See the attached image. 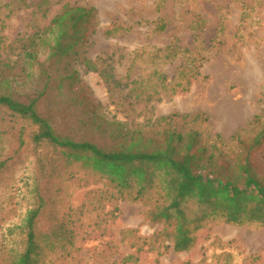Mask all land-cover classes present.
Wrapping results in <instances>:
<instances>
[{
    "label": "trees",
    "instance_id": "1",
    "mask_svg": "<svg viewBox=\"0 0 264 264\" xmlns=\"http://www.w3.org/2000/svg\"><path fill=\"white\" fill-rule=\"evenodd\" d=\"M60 1L0 0V18L2 9L8 18L35 6L34 14L45 19ZM97 14L94 6L66 3L47 25L17 40L16 59L7 55L0 61V182L18 162L34 159L32 202L21 223L3 232L0 264H57L70 237L68 253L75 251L71 239L77 233L53 215L52 179L66 164L98 173L120 197L146 202L149 220L164 224L159 234L176 252L193 248L196 233L211 222L264 227V126L249 140L235 133V143L228 145L221 134L195 127L205 121L199 113L152 116L154 100L190 90L201 63L186 57L170 78L164 66L189 51L176 41L142 49L128 76L143 55L147 74L123 83L111 56H88ZM80 67L99 72L124 120L110 117L91 95ZM140 106L144 119L138 122Z\"/></svg>",
    "mask_w": 264,
    "mask_h": 264
},
{
    "label": "rangeland",
    "instance_id": "2",
    "mask_svg": "<svg viewBox=\"0 0 264 264\" xmlns=\"http://www.w3.org/2000/svg\"><path fill=\"white\" fill-rule=\"evenodd\" d=\"M66 3L96 7L98 26L88 56H111L114 72L123 83L147 74L144 62L148 58L143 55L128 76L129 65L142 49L166 48L176 41L189 51L164 66L170 78L186 57L198 59L201 76L190 90L165 93L162 100H154L152 116L199 113L205 121L195 127L221 134L228 145L235 143V133L249 140L263 128L264 0H167L161 5L160 0H61L45 19L34 14L35 6L8 18L2 9L0 61L7 55L16 59L17 40L47 25ZM79 69L106 113L124 120L123 108L112 102L99 72ZM134 116L138 122L144 119L141 106ZM33 165L34 159L18 162L0 182V244L3 232L21 223L32 202ZM51 185L56 223H65V228L77 233L71 239L75 251L68 253L73 248L70 237L61 258L55 257L57 264H264L262 226L211 222L196 233L193 248L176 252L173 243L159 234L164 224L149 220L150 206L120 197L98 173L79 163L66 164L57 170ZM128 230L135 231L124 237ZM156 234V239H150Z\"/></svg>",
    "mask_w": 264,
    "mask_h": 264
}]
</instances>
